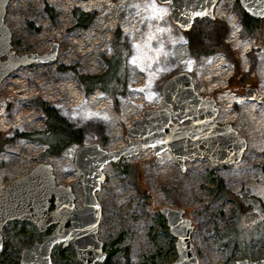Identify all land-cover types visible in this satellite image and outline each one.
<instances>
[{"label":"rangeland","instance_id":"374dc122","mask_svg":"<svg viewBox=\"0 0 264 264\" xmlns=\"http://www.w3.org/2000/svg\"><path fill=\"white\" fill-rule=\"evenodd\" d=\"M240 9L238 0H218L213 18L194 20L193 27L205 38L214 19L225 21L230 55L215 51L193 58L185 31L169 17V3L9 0L3 20L11 32V50L21 55L48 52L55 43L58 48L55 60L20 66L0 81V196L10 181L38 163H48L56 183L70 185L75 205L81 206L82 175L74 166L78 145L70 142L52 156L45 153L48 145L34 138L47 129L45 109L82 129V144L116 149L129 135L122 118H132V112L136 115L151 105L164 107L162 84L185 71L199 95L214 99L215 121L231 124L246 140L244 154L233 164L185 160L181 169L169 151L153 154L147 149L104 165L96 196L101 205L97 235L106 257L95 264H171L177 257L176 237L159 211L165 205L182 209L190 219L191 248L199 264L264 258V220L242 223L245 212H264V105L245 94L247 86L264 92V20L256 35H243ZM81 12L86 27L78 25L76 15ZM247 44L254 47L252 57L242 53ZM108 59L111 71L122 69L115 91H106L97 82L100 86L87 92L80 76L102 75ZM242 78L245 81L239 83ZM48 232L39 231L29 220L7 221L1 230L0 264H18L20 251L41 242ZM231 237L237 239L234 244ZM51 259L52 264H83L71 243L55 245Z\"/></svg>","mask_w":264,"mask_h":264},{"label":"water","instance_id":"95a60500","mask_svg":"<svg viewBox=\"0 0 264 264\" xmlns=\"http://www.w3.org/2000/svg\"><path fill=\"white\" fill-rule=\"evenodd\" d=\"M9 0H0V81L23 65L44 63L56 59L57 43L47 53L30 52L18 55L11 50V32L4 23L5 7ZM170 4L169 17L182 31L189 30L196 18H213L217 0H157ZM244 13L252 18L264 17V0H238ZM161 93L170 109L142 111V116L132 121L125 144L118 149L106 150L97 143L81 145L74 155V166L81 173L83 202L74 204L70 185L57 184L48 163H38L28 173L10 181L0 196V251L3 247L1 230L7 221L29 220L39 231L50 225L54 228L42 237L41 242L20 251L18 264H52L51 252L56 244L66 246L71 242L78 260L83 264L103 261L106 253L96 232L101 217V205L96 191L104 180L101 168L139 151L152 149L154 153L168 150L175 161L184 168L185 160L206 158L212 165L233 164L240 161L247 142L230 124H217V108L213 99L202 98L192 84L190 73L177 72L161 86ZM248 99L264 105V93L247 88ZM135 137V140L130 139ZM54 208L49 210V199ZM165 216L169 232L176 237V259L171 264H199L192 252L190 233L193 225L183 216L182 209L169 206L159 208ZM261 213L251 210L244 213L242 223L256 222ZM236 264H264V258L236 260Z\"/></svg>","mask_w":264,"mask_h":264},{"label":"trees","instance_id":"16d2710c","mask_svg":"<svg viewBox=\"0 0 264 264\" xmlns=\"http://www.w3.org/2000/svg\"><path fill=\"white\" fill-rule=\"evenodd\" d=\"M83 12L76 15L78 19V25L82 27L87 26V20L82 16ZM91 13H89V17H91ZM242 34L251 33L255 34L257 30H260L261 21L263 18L255 19L251 16L244 13L241 9L239 10ZM188 51L193 58H197L200 55H209L215 51L225 52L227 55H230V52L225 44V38L228 33V28L225 21L218 20L217 18L213 20L211 28L209 30L207 38L203 36L200 31H197L193 25L189 30L185 32ZM119 38V37H118ZM252 57V54L250 53ZM111 59L106 60V71L99 76L96 75H85L80 76V80L82 83L86 84L87 92L92 91L96 86H100L102 84V88L106 91L113 88L116 84V80L120 77L121 68H115L114 71H111L113 65L110 63ZM254 64L252 63V66ZM238 71H236L237 73ZM235 73V72H234ZM107 75H110L109 79H105ZM233 76V75H232ZM234 78V77H233ZM245 78L240 79L239 83H243ZM100 83L96 85V83ZM107 82H111L107 84ZM45 109V108H44ZM46 112V130L44 129L41 134L34 137L37 140H40L48 145V149L46 150V154L57 155L60 150L70 142L76 143L78 146L82 145L83 140V130L77 127L71 126L68 122L62 119L55 110L53 109H45ZM23 136L32 138V134L25 133ZM126 171V170H125ZM219 187V186H218ZM218 188H216L217 190ZM142 192L145 193V190L142 189ZM261 235L264 236L263 233ZM262 237V236H261ZM258 236L256 239H259ZM237 239L231 237L230 242L234 244ZM14 264H17L15 262Z\"/></svg>","mask_w":264,"mask_h":264},{"label":"built area","instance_id":"2783aa9c","mask_svg":"<svg viewBox=\"0 0 264 264\" xmlns=\"http://www.w3.org/2000/svg\"><path fill=\"white\" fill-rule=\"evenodd\" d=\"M213 13H214V15H216L217 14V10H216V6L214 7V11H213ZM232 23H233V25H235V23H236V21H235V19H233L232 20ZM240 27H241V25H240ZM236 32V37H237V39H239L240 37H239V25L236 27V30H235ZM239 43H241V42H239ZM248 45V48H246V49H243V51H242V53H244V57H247V55H246V53H250L251 52V50L254 48L251 44H247ZM110 104H111V101H108ZM131 103V102H130ZM128 104V103H127ZM129 106H130V104H129ZM144 106H149L148 104H145ZM151 106H153V105H151ZM150 106V107H151ZM153 107H155V106H153ZM133 113V117L132 118H122V121H123V123H124V126L128 129L129 127H130V124H131V122L134 120V119H136V118H139L140 116H141V113H142V111H137V113H136V115H134V112H132ZM128 115L129 114H125L124 116H126V117H128ZM222 122V121H221ZM223 123V122H222ZM40 147H41V151H43L44 150V145H40ZM142 152V151H141ZM140 152V153H141ZM70 153H69V151H66L65 152V157H66V160L67 159H69L70 158V155H69ZM156 154H159V153H156ZM52 156H56V155H52Z\"/></svg>","mask_w":264,"mask_h":264},{"label":"flooded vegetation","instance_id":"af4514ba","mask_svg":"<svg viewBox=\"0 0 264 264\" xmlns=\"http://www.w3.org/2000/svg\"><path fill=\"white\" fill-rule=\"evenodd\" d=\"M3 58H4V59H3ZM5 59H6V57H1V58H0V60H2V61H4ZM10 73H11V72H10ZM10 73H9V74H10ZM216 123H217V122H216ZM217 124H219V123H217ZM221 164H227V163H221ZM50 206H52V207H50ZM53 208H54V205H53V199L51 198V199H49V210H50V209H53ZM256 210L259 211V212L261 213V218H260L259 220H257L256 222H253V223L248 224V225H252V224H255V223H257V222H259V221H261V220H264V212H263V210H261V209H259V210L256 209ZM35 225H36V224H35ZM52 225L55 226L54 224H52ZM50 226H51V225H50ZM50 226H49V227H50ZM36 227H37V226H36ZM49 227H48L47 229H48L49 232H50L54 227H53V228H52V227L49 228ZM37 229H38V228H37ZM47 229H46V230H47ZM46 230H45V231H46ZM41 232H43V231H41ZM49 232H48V233H49ZM46 234H47V233H46ZM68 243H71V242H68ZM60 244H62V243H60ZM71 244H72V243H71ZM56 245H57V244H56ZM54 246H55V245H54ZM73 247H74V246H73ZM53 248H54V247H53ZM53 248H52V249H53Z\"/></svg>","mask_w":264,"mask_h":264},{"label":"bare ground","instance_id":"6f19581e","mask_svg":"<svg viewBox=\"0 0 264 264\" xmlns=\"http://www.w3.org/2000/svg\"><path fill=\"white\" fill-rule=\"evenodd\" d=\"M82 187V186H81ZM83 191V190H82Z\"/></svg>","mask_w":264,"mask_h":264}]
</instances>
